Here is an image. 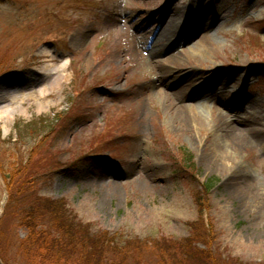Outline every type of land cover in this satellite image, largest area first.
<instances>
[{"label": "rangeland", "instance_id": "obj_1", "mask_svg": "<svg viewBox=\"0 0 264 264\" xmlns=\"http://www.w3.org/2000/svg\"><path fill=\"white\" fill-rule=\"evenodd\" d=\"M212 1L152 57L161 25L142 29L146 17L203 0H0V264H35L22 242L36 197L108 234L110 264H195L183 245L204 264H264V0ZM205 34L210 64L251 73L233 84L242 103L224 91L205 110L229 123L200 130L184 111L198 87L185 83L205 66L182 51ZM43 53L68 68L54 90ZM36 223L53 229L48 215Z\"/></svg>", "mask_w": 264, "mask_h": 264}, {"label": "bare ground", "instance_id": "obj_2", "mask_svg": "<svg viewBox=\"0 0 264 264\" xmlns=\"http://www.w3.org/2000/svg\"><path fill=\"white\" fill-rule=\"evenodd\" d=\"M216 9V5L213 1L203 0L200 3V6L193 7L192 10L185 9V11L180 10H173L169 13L168 10L162 11L163 13H154L153 15H149L144 20L145 22L142 23L141 28L146 29L149 24L152 27L155 24H160L161 27L158 31V35L154 38L153 43L150 44V55L153 57L157 55L159 52L163 51L165 47L171 46V43L176 41V35L179 33V29L185 26H189L190 28L194 27V24L197 20L200 22L204 20V16L212 15L214 10ZM220 13V11H219ZM194 14L192 22L190 21L191 15ZM180 16V18H178ZM189 28V29H190ZM144 30H141L140 34H143ZM200 37V36H199ZM142 39V38H141ZM73 42L76 45H80L81 38L75 37L73 38ZM217 46V43L212 35L205 34L196 41H194L189 47L188 50H183V53L189 56L191 61L194 62L195 65L198 66H205V70L203 72H197L196 69L194 71L189 72L186 75V87H198L196 94L198 100L196 104L188 105V107H184L185 115L187 119L191 120L193 123L197 124L201 129H205L207 126L206 124L211 123H220V122H228V116L224 114L221 110H217L215 115H212L211 118L206 113V108L210 106L211 99L218 95L219 92H227L233 90V94L231 101L239 100L242 103V98H238L242 93L241 88H236L233 85L235 82L244 81L245 76L251 73V70H245L244 72H238L237 76L234 78V71L233 69L223 68L221 64L212 63L214 60L209 61V55L213 52V48ZM40 62L44 66V69L48 72L49 77H51V83L49 84V89L54 90L57 86L65 84L67 77L64 75L68 71L66 67H57L58 60L54 56L50 55L49 53H43L40 57ZM188 58V57H187ZM188 58V59H189ZM176 59V55L172 57H168L167 61L172 62ZM210 64V65H209ZM166 73H170V71H166ZM171 75V74H170ZM170 77V76H169ZM205 77V78H204ZM230 77V78H229ZM233 78L234 82L227 84L230 79ZM170 83V81H168ZM168 84V83H167ZM171 84V83H170ZM233 87V88H232ZM220 89V91H219ZM163 91V90H162ZM209 91V92H207ZM225 91V92H224ZM213 95H212V94ZM210 94V95H209ZM221 101V100H220ZM226 103H230L229 101H222ZM240 104L239 102H237ZM234 104V103H230ZM247 104L251 107L254 105V101L248 100ZM211 109V108H210ZM255 119V118H254ZM252 120V119H250ZM236 131V130H234ZM216 136V133L211 136ZM209 137L207 136V139ZM209 141V140H208ZM219 141V140H217ZM217 147H219V143L217 142ZM238 184V183H237ZM237 184H235L237 186Z\"/></svg>", "mask_w": 264, "mask_h": 264}, {"label": "trees", "instance_id": "obj_3", "mask_svg": "<svg viewBox=\"0 0 264 264\" xmlns=\"http://www.w3.org/2000/svg\"><path fill=\"white\" fill-rule=\"evenodd\" d=\"M12 174H15V172H12L11 177L8 178L11 179L8 208L16 201L14 192L17 189H14L16 185L12 180ZM205 188L208 189L207 184ZM35 201L33 222H31V225L26 224L29 233L22 242V252L28 261L31 260L35 264H70L71 261L89 264L90 260L88 258H92L95 264H110L111 259L108 253L115 246L113 239L107 237L108 234L91 235L90 227L77 219L74 213L66 207L65 200L36 197ZM46 215L53 223L52 231L51 229L50 231L48 229L43 230V228L38 229L37 218H45ZM200 236L204 239L205 234ZM33 247L35 248L34 251ZM180 248L181 253L185 255L188 261L190 257L195 261V264L199 261L200 264H204L202 262L203 258L200 259L202 255L198 253L196 248L190 245H183ZM189 249L192 251H187ZM186 252L188 255L185 254ZM37 258L42 259V261L38 263ZM213 259L218 258L214 257ZM226 262L230 264L229 261L226 260Z\"/></svg>", "mask_w": 264, "mask_h": 264}]
</instances>
